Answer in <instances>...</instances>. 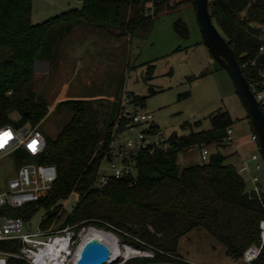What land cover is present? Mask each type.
Masks as SVG:
<instances>
[{"label": "trees", "instance_id": "1", "mask_svg": "<svg viewBox=\"0 0 264 264\" xmlns=\"http://www.w3.org/2000/svg\"><path fill=\"white\" fill-rule=\"evenodd\" d=\"M169 7V0H83L80 9H68L33 24L32 0H0V127H38L48 114V103L33 90L32 81L36 60L55 39L59 41L54 54L48 56L50 60L75 27L115 37H146L153 18ZM208 10L233 48L249 84L258 82L264 69V50H259L264 45V0H208ZM173 27L180 36H187L182 20H176ZM121 93L118 90L111 100L67 98L55 104L56 112L69 114L57 135L45 136L41 153L30 156L20 148L13 158L16 167L30 161L53 164L56 178L44 197L14 207L8 214L28 220L42 208L41 230H56L67 224L74 225L76 231L88 225L106 228L153 254L131 257L123 264H191L178 257L177 248L179 239L197 227L205 228L233 258H241L248 247L258 245L264 191H247L241 173L218 149L233 124L227 111H214L206 130L170 134L165 149L131 152L135 173L109 176L104 185L95 184L109 151L111 131L116 122L119 127L125 122L118 117ZM130 99L142 102L138 96ZM149 128L152 133L159 130L155 124ZM211 143L217 150L206 161L180 164L184 151ZM73 192L78 200L70 212H65L62 202ZM20 245L17 239L0 243L14 251ZM6 264L30 263L9 257ZM244 264H264V245L257 258Z\"/></svg>", "mask_w": 264, "mask_h": 264}, {"label": "rangeland", "instance_id": "2", "mask_svg": "<svg viewBox=\"0 0 264 264\" xmlns=\"http://www.w3.org/2000/svg\"><path fill=\"white\" fill-rule=\"evenodd\" d=\"M169 3V8L153 18L146 37H115L99 30L75 27L59 43L54 60H50L48 56L54 54L55 45L59 41L55 39L34 65L32 88L48 103V114L37 128L44 136L57 135L69 116L63 110L56 112L54 108L58 101L67 99L61 98L63 91H66L67 96H94L100 92L103 94L92 98L109 99L119 90L121 95L124 93L130 98L141 97L142 102H132L133 107L151 112L153 119L130 131L131 134L150 124L157 125L159 132L166 137L172 133L185 135L206 130L210 127L209 117L214 111H227L233 120L230 137L237 144V152L247 158L244 162L249 171L241 173L246 190L253 187L251 172L257 175L260 188L264 191V161L257 141L250 140L253 131L247 111L230 76L203 41L192 0H169ZM82 5L83 0H32L30 20L33 24L39 23L68 9H80ZM178 19L186 24L188 34L185 37L174 30L173 23ZM51 105L53 107H49ZM14 116L17 114L14 113ZM205 147L209 153L204 161L217 150L214 143ZM231 149L233 147L226 139L219 151L224 154ZM200 151L198 145L184 151L180 164L201 163ZM252 152L259 154L257 161L261 164L260 169L255 170L257 161L249 158ZM13 157L11 153L0 158V190L17 169ZM229 160L226 159V162ZM77 200L75 192L63 200L65 212H70ZM43 214L41 208L31 218L23 220V231L40 230ZM90 227L94 226L81 227L78 230L81 236ZM94 228L110 232L116 237L121 255L112 264H121L126 258L135 256H153L150 251L130 245L106 228ZM127 247L140 252L126 255ZM177 255L191 264H244L242 258L229 256L223 244L202 227L192 229L179 239ZM68 264H72L71 259Z\"/></svg>", "mask_w": 264, "mask_h": 264}, {"label": "built area", "instance_id": "3", "mask_svg": "<svg viewBox=\"0 0 264 264\" xmlns=\"http://www.w3.org/2000/svg\"><path fill=\"white\" fill-rule=\"evenodd\" d=\"M264 50V45L259 47ZM254 64V61H251ZM261 79L249 84L259 106L264 114V69L260 72ZM119 118L125 119L124 124L119 127L115 123L111 133L109 151L106 153L99 167V173L95 180L96 185H104L109 176L119 178L133 171V159L131 152L140 149L153 151L156 147L163 149L169 145L168 137L163 136L159 130L155 133L150 131L149 125L139 129L135 134L130 131L139 125L149 123L153 119L151 112L142 109H135L129 96L124 93L120 99ZM231 128L227 129V142H231ZM251 141H257V135L252 132ZM46 145L45 136L37 126L23 125L14 127L5 125L0 127V158L14 153L17 149L25 150L30 156L41 153ZM208 150L201 147L200 158L204 161L207 158ZM250 160L257 161L258 152H252ZM255 170L261 168L258 161L254 166ZM239 173L249 171L245 163L238 169ZM56 178V168L49 163L26 162L15 169V172L7 180L6 186L0 190V243L10 239H17L20 242L19 250L0 246V264H6L9 257H17L30 264H68L81 244L80 231H76L74 225L67 224L56 230H38L37 232L23 231V219L9 215L14 207H19L27 202L35 201L44 197L52 187ZM253 191L259 193L260 186L256 174L250 173ZM260 243L248 247L243 255L244 263L257 258L264 245V220L259 223ZM54 257L50 258L48 253L54 250Z\"/></svg>", "mask_w": 264, "mask_h": 264}, {"label": "water", "instance_id": "4", "mask_svg": "<svg viewBox=\"0 0 264 264\" xmlns=\"http://www.w3.org/2000/svg\"><path fill=\"white\" fill-rule=\"evenodd\" d=\"M193 3L203 41L213 57L230 76L234 89L245 107L257 135L258 149L264 161V114L243 74L233 48L211 20L208 0H193ZM109 256V247L99 237L93 236L81 244L78 256L72 264H104L108 261Z\"/></svg>", "mask_w": 264, "mask_h": 264}, {"label": "bare ground", "instance_id": "5", "mask_svg": "<svg viewBox=\"0 0 264 264\" xmlns=\"http://www.w3.org/2000/svg\"><path fill=\"white\" fill-rule=\"evenodd\" d=\"M93 236L99 237L110 249L109 259L104 264H112L113 262H115L116 259H118L120 257L119 255H121V251H120V249L118 247V241H117L116 237L110 232H105V231H101V230L95 229L94 227H90L88 229V231L82 237L81 244L85 240H87V239H89V238H91ZM81 244L78 246V248L76 250V253L73 256V261L78 256ZM139 252H140V250H138V249L127 247L126 255H128V254H139ZM54 253H55V249L54 250H50L49 253H48V256L50 258H53L54 257ZM50 264H52V263H50Z\"/></svg>", "mask_w": 264, "mask_h": 264}, {"label": "crops", "instance_id": "6", "mask_svg": "<svg viewBox=\"0 0 264 264\" xmlns=\"http://www.w3.org/2000/svg\"><path fill=\"white\" fill-rule=\"evenodd\" d=\"M193 2V1H192ZM193 6H194V3H193ZM123 37H125V36H123ZM103 93H98V95H102ZM95 95L96 96H98L97 94H94V96L92 95V94H74V95H71V96H67L66 95V91H63V95H61V98H64V97H66V98H92V97H95ZM114 98V96L112 97V96H110L109 97V99H113ZM49 107H53V105H51V106H49ZM228 143V142H227ZM228 144H230V146H232L233 147V149H231V150H228L227 152H225L224 153V155L225 156H228V155H231V154H234L233 156L234 157H236V162H234V157H228V158H226V159H230L229 160V162L228 163H231V164H233L236 168L237 167H239V163L241 162V165L243 164V163H245L244 161H245V159H247V158H245L244 156H242V155H240L238 152H237V149H236V147H237V144H234L233 143V139L231 138V142L230 143H228ZM220 147H218V149H219ZM234 158V159H233ZM233 159V160H232ZM182 160V154L180 155V157H179V161H181ZM240 161V162H239ZM241 167V166H240ZM239 167V168H240ZM249 173H251V172H249ZM260 186V185H259ZM261 189V188H260ZM262 191V190H261Z\"/></svg>", "mask_w": 264, "mask_h": 264}]
</instances>
